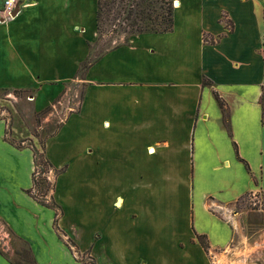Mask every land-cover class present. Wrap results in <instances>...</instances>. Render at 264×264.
Segmentation results:
<instances>
[{
  "label": "crops",
  "instance_id": "obj_1",
  "mask_svg": "<svg viewBox=\"0 0 264 264\" xmlns=\"http://www.w3.org/2000/svg\"><path fill=\"white\" fill-rule=\"evenodd\" d=\"M3 2L0 100L21 93L36 113L58 101L67 115L43 144L63 170L54 226L53 210L27 194L32 153L14 145L32 125L20 119L27 133L12 138L10 113L0 120V264H31L23 250L34 264H81L54 229L93 264H210L234 233L215 243L194 229V193L209 212L208 201L264 191L263 0H176L170 31L93 60L97 0H20L15 16Z\"/></svg>",
  "mask_w": 264,
  "mask_h": 264
},
{
  "label": "rangeland",
  "instance_id": "obj_2",
  "mask_svg": "<svg viewBox=\"0 0 264 264\" xmlns=\"http://www.w3.org/2000/svg\"><path fill=\"white\" fill-rule=\"evenodd\" d=\"M171 2V8L174 9L176 0H171ZM155 5L156 9L166 11L165 6H161L160 4ZM223 17L224 16H222V21H225L226 16L225 18ZM139 19L140 16L138 15H128L122 3H116L112 11L110 10V14L104 12L99 24L100 29L97 30V41L90 47V59L93 60L112 48L129 43L135 35L144 34L143 32L138 33L136 27L133 25L134 21H138ZM72 91V86L69 87V90L65 91L69 94L71 103L73 97L70 94H72ZM15 96L17 99L8 100V98L4 97L10 103L0 100V106L9 109L11 125L7 127V132L12 138H15V134L18 136V134L27 133L23 124H25L27 128L28 125H32V137L30 139L16 141L14 145L18 149L28 148L31 151L34 168L35 158L39 157L40 159H46L43 147L44 139L57 129L61 120H64L65 115H67V112H65L67 108H64V111H57V107L60 109L62 107L58 101H55L54 105L44 109L42 112H29V109H25V112L23 104L26 102L28 103L30 100H28L26 96L22 97L23 95L21 93L15 94ZM70 111L73 110L71 109ZM44 118H49L51 122L49 121V128L43 129L42 131L40 128L42 124L41 120ZM20 119L23 121V124L19 123V121H21ZM24 119L27 120L25 121ZM50 168L52 172H49V170L48 172L49 174H53L51 180L53 183L52 190H54V179H56L63 170L55 169L52 166H50ZM72 178L76 179L77 176H72ZM33 179L35 180V178ZM44 179H38L39 183H45ZM45 181L49 184L47 190L44 191V184H41V186L35 184V186L32 180V186L30 190L27 191V194L37 204L53 210L54 226L55 220L60 212L53 201L52 184L50 181L49 183L47 179H45ZM200 194L199 192L194 193L192 218L195 228H193L208 232L211 236V241L214 240L215 243L224 242L226 239L225 236H231V230L234 233L231 241L224 249L208 252L210 264H264V191L257 189L255 192L238 199L235 203L220 208L211 207V203L208 201L210 206L209 212L205 211L200 203ZM54 231L58 238L62 240L69 249V246L65 242V238H62L55 229ZM76 252L78 253V251ZM17 254H19L22 262L34 264L28 250H23L21 252L17 251ZM84 255L85 254L78 253L79 262L81 264H93V261L85 259ZM19 262L20 261H17L15 263Z\"/></svg>",
  "mask_w": 264,
  "mask_h": 264
},
{
  "label": "trees",
  "instance_id": "obj_3",
  "mask_svg": "<svg viewBox=\"0 0 264 264\" xmlns=\"http://www.w3.org/2000/svg\"><path fill=\"white\" fill-rule=\"evenodd\" d=\"M118 4H123L125 10H127L128 15H138L140 16V19L138 21H134L133 25L136 27V31L138 33H164L168 32L172 29L173 24V10L171 8V0H97V13H96V30L100 29V20L101 16L104 12L107 14H110V10L114 8V6ZM155 4H160L161 6L166 7V11H162L159 9H156ZM122 9V7H121ZM225 18V16L223 17ZM225 28L227 27L228 31L230 32L232 29V26H230V21L225 20L224 21ZM204 40L207 41V37L204 36ZM212 43V40H210ZM216 100L219 104L220 109L222 110L224 120L226 121V114L223 109V104L219 100L218 96H216ZM227 123V121H226ZM242 161V160H241ZM35 166L36 165H42L43 169L42 172H47V169L51 166L50 163L47 161V159H40L35 158ZM243 162V161H242ZM45 177L39 176V180H43ZM33 180L34 185L44 184V191L48 189V183L45 181V183H39V181ZM35 185V186H36ZM196 240L201 245V247L204 250H207L208 244L206 241L205 235H197L196 234Z\"/></svg>",
  "mask_w": 264,
  "mask_h": 264
},
{
  "label": "built area",
  "instance_id": "obj_4",
  "mask_svg": "<svg viewBox=\"0 0 264 264\" xmlns=\"http://www.w3.org/2000/svg\"><path fill=\"white\" fill-rule=\"evenodd\" d=\"M21 4H20V0H4L3 2V8H4V11L8 14V15H11V13L15 10V9H18L20 8ZM9 99H17L16 96L14 95V97H9ZM28 100H32L31 97H28L27 98ZM7 101V100H6ZM8 103H10L9 101H7ZM9 109H6L5 107L3 106H0V120H6L9 118ZM36 163V162H35ZM42 169H43V166L42 165H34V168H33V172H32V179L35 178L38 179L39 176H43L45 177V179L48 180V182L50 181L51 182V190H52V187H53V183H52V180H51V177L53 176V174H49V172H52V169L49 167L47 169V172H42ZM49 170V172H48ZM50 175V177H49ZM49 182V183H50ZM53 191V190H52ZM51 204V202H50ZM66 244L69 246V249L70 251L72 252V254L74 255V257L76 259H78V253L76 252V248H75V245H73V243H71L69 241V239H66ZM84 258L87 259V260H90V258L88 257V255H84Z\"/></svg>",
  "mask_w": 264,
  "mask_h": 264
},
{
  "label": "water",
  "instance_id": "obj_5",
  "mask_svg": "<svg viewBox=\"0 0 264 264\" xmlns=\"http://www.w3.org/2000/svg\"><path fill=\"white\" fill-rule=\"evenodd\" d=\"M176 5L178 4L177 2L175 3ZM18 13V9H15L12 13L11 16H15Z\"/></svg>",
  "mask_w": 264,
  "mask_h": 264
},
{
  "label": "bare ground",
  "instance_id": "obj_6",
  "mask_svg": "<svg viewBox=\"0 0 264 264\" xmlns=\"http://www.w3.org/2000/svg\"><path fill=\"white\" fill-rule=\"evenodd\" d=\"M176 6V5H175Z\"/></svg>",
  "mask_w": 264,
  "mask_h": 264
}]
</instances>
